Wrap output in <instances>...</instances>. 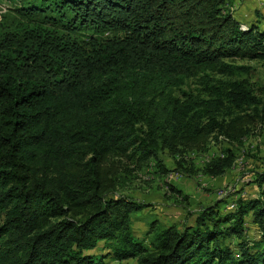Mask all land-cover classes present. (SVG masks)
<instances>
[{
  "label": "trees",
  "instance_id": "trees-1",
  "mask_svg": "<svg viewBox=\"0 0 264 264\" xmlns=\"http://www.w3.org/2000/svg\"><path fill=\"white\" fill-rule=\"evenodd\" d=\"M10 1L0 15V264H104L91 252L102 241L137 264H264V170L258 197L228 212L223 198L203 205L192 224L154 226L147 240L131 224L142 204L111 196L123 158L165 168L161 150L240 143L264 121L249 81L234 78L249 67L226 60L264 61V29L240 22L230 0ZM197 76L208 97L173 95ZM235 158L226 148L203 171L220 176ZM249 215L261 231L253 242Z\"/></svg>",
  "mask_w": 264,
  "mask_h": 264
},
{
  "label": "rangeland",
  "instance_id": "rangeland-1",
  "mask_svg": "<svg viewBox=\"0 0 264 264\" xmlns=\"http://www.w3.org/2000/svg\"><path fill=\"white\" fill-rule=\"evenodd\" d=\"M243 2L248 6L252 16L248 21H258L263 28L264 0ZM14 3L10 0H0V15L10 6H14ZM226 60H231L234 65L249 67L238 71L234 78L249 81L255 94L261 99L259 111L263 114L264 61L240 57ZM209 74L212 76V83H216L220 78L226 79L216 72ZM205 82L206 79L201 76L189 78L185 84L172 91L173 95L183 97V92L188 91L208 97ZM226 148H230L236 154L233 166L217 177L204 173L206 164L215 157L224 156ZM182 155L174 154L169 149L161 150L160 158L165 168L159 167L155 161L148 163L122 159L120 173L124 178L123 183L111 196H123L142 204V209L133 213L131 221L134 233L140 239L147 240L149 232L154 231V226L176 225L183 228L192 224L201 206L215 203L219 199H224L221 208L228 212L232 211L231 202L239 197H258L260 189L253 180L257 172L264 170V121L254 125L252 132L240 143L229 142L224 138L220 141L213 139L206 150H189L184 158ZM178 161L183 163L182 167L178 166ZM175 170L182 172L181 179H171ZM246 226L250 242L260 238L261 231L253 222L251 215L247 217ZM224 242L237 246L240 240L228 238ZM91 252L104 256V264H137V258L115 259L113 249L104 241Z\"/></svg>",
  "mask_w": 264,
  "mask_h": 264
},
{
  "label": "crops",
  "instance_id": "crops-1",
  "mask_svg": "<svg viewBox=\"0 0 264 264\" xmlns=\"http://www.w3.org/2000/svg\"><path fill=\"white\" fill-rule=\"evenodd\" d=\"M229 8L230 11L232 10V13L240 22L244 24L246 22L248 24V25L245 24L246 26H250L251 24L259 25L258 21L257 22H254L253 20H251L250 22L248 21L251 15L248 6L243 2V0H230ZM259 27L262 28L260 25Z\"/></svg>",
  "mask_w": 264,
  "mask_h": 264
},
{
  "label": "built area",
  "instance_id": "built-area-1",
  "mask_svg": "<svg viewBox=\"0 0 264 264\" xmlns=\"http://www.w3.org/2000/svg\"><path fill=\"white\" fill-rule=\"evenodd\" d=\"M246 23V22H245Z\"/></svg>",
  "mask_w": 264,
  "mask_h": 264
}]
</instances>
